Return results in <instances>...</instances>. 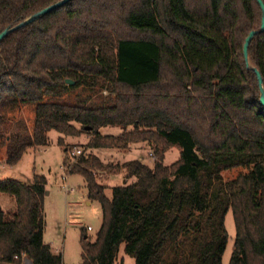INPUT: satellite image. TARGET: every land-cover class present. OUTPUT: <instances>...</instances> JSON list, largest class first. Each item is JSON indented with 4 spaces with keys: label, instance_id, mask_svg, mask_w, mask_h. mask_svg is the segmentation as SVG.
<instances>
[{
    "label": "trees",
    "instance_id": "1",
    "mask_svg": "<svg viewBox=\"0 0 264 264\" xmlns=\"http://www.w3.org/2000/svg\"><path fill=\"white\" fill-rule=\"evenodd\" d=\"M59 1L0 0V34ZM261 21L258 0H71L1 40L0 109L17 96L38 103L31 131L5 135L6 165L49 146L53 130L69 165L81 145L66 137H90L70 173L101 203L103 223L94 241L84 236L79 264H123L122 245L135 264H222L229 210V264H264V106L252 69L264 82V31L250 42V65L244 54ZM83 87L98 101L45 100ZM138 143L154 150L153 165L98 153ZM174 146L181 156L167 165ZM118 174L122 184L103 183ZM47 184L38 174L0 180V194L16 203H0V264H22L23 253L31 264H64L44 239Z\"/></svg>",
    "mask_w": 264,
    "mask_h": 264
},
{
    "label": "rangeland",
    "instance_id": "2",
    "mask_svg": "<svg viewBox=\"0 0 264 264\" xmlns=\"http://www.w3.org/2000/svg\"><path fill=\"white\" fill-rule=\"evenodd\" d=\"M45 100L82 106H90L93 102L98 101L97 95L84 87L59 92L46 97ZM37 104L30 98L21 101L20 96H17V104L7 103L5 108L0 109V180L9 178L30 182L35 174L46 176L49 194L46 195L45 200L44 239L48 244H51L55 253L62 254L64 264H79L83 261L82 242L84 236L87 235L92 241L96 239L103 223V208L99 201L89 199L82 175L67 173L61 168L66 157L64 149L58 143L61 134L55 130L51 131L49 146L28 150L14 166H8L5 163L7 151V146L4 143L5 135L14 131L18 126L19 129L22 126V129L31 131L35 123ZM101 132L119 135L122 129L120 127H103ZM89 141L90 137L87 134L66 137L68 144L81 145L82 147L86 146ZM98 153L105 161L113 163H123L134 158H142L149 165H153L155 162V157L152 155L155 152L147 143L135 144L128 151L101 150ZM180 156V148L178 146L171 147L166 151L165 163L171 165ZM64 173L68 175L67 182L62 179ZM237 173V170L227 171L225 177L229 179ZM123 182L124 174L109 175L103 180L107 186ZM64 183H67V187L64 186ZM106 192L109 197H112L110 188ZM0 203L5 210L14 209L16 206L14 199L4 194H0ZM225 222L229 238L222 264H229L236 240V223L232 210L227 213ZM88 227L92 229L89 230ZM119 258L123 259V264H135V259L125 252L124 245L121 246Z\"/></svg>",
    "mask_w": 264,
    "mask_h": 264
},
{
    "label": "water",
    "instance_id": "3",
    "mask_svg": "<svg viewBox=\"0 0 264 264\" xmlns=\"http://www.w3.org/2000/svg\"><path fill=\"white\" fill-rule=\"evenodd\" d=\"M71 0H61L59 2H56L46 8H44L43 10H41L40 12L34 14L33 16L27 18L26 20H24L23 22L17 24L16 26L6 29L4 32H2L0 34V42L3 38H5L7 35H9L11 32L18 30L21 27L26 26L27 24H30L34 21H36L37 19L41 18L42 16L50 13L51 11H53L56 8H59L61 6H63L64 4L70 2ZM261 8H262V21H261V26L259 29H254L252 30L249 35L246 38L245 41V45H244V54H245V58L247 61V64L250 65V61H249V46H250V42L253 39V37L255 35H257L258 33H261L264 31V1L263 0H258ZM252 69L256 72L258 79H259V85H260V90H261V102L264 106V82H263V76L260 72V70L257 67H252ZM69 84H73L74 82L72 80H68ZM49 194V192L47 191V195Z\"/></svg>",
    "mask_w": 264,
    "mask_h": 264
},
{
    "label": "built area",
    "instance_id": "4",
    "mask_svg": "<svg viewBox=\"0 0 264 264\" xmlns=\"http://www.w3.org/2000/svg\"><path fill=\"white\" fill-rule=\"evenodd\" d=\"M84 151H85V147H82V146H78V147L74 148V150L71 152V156H72L73 160L70 162L69 165L63 164L61 166V168L63 170H66L67 173H70L72 164L75 162V158L80 156L81 154H83ZM62 179L65 182H67L68 175L64 173L63 176H62ZM64 186L67 187V183H64ZM88 229L91 230L92 228L89 227ZM22 264H31V261L26 257L25 253L22 254Z\"/></svg>",
    "mask_w": 264,
    "mask_h": 264
},
{
    "label": "crops",
    "instance_id": "5",
    "mask_svg": "<svg viewBox=\"0 0 264 264\" xmlns=\"http://www.w3.org/2000/svg\"><path fill=\"white\" fill-rule=\"evenodd\" d=\"M63 176V175H62ZM111 181V180H110ZM22 182H24L23 180H22ZM89 228V227H88ZM51 245V244H50Z\"/></svg>",
    "mask_w": 264,
    "mask_h": 264
}]
</instances>
